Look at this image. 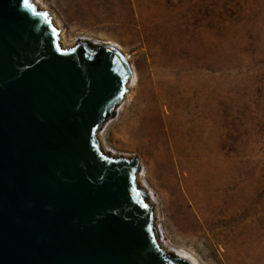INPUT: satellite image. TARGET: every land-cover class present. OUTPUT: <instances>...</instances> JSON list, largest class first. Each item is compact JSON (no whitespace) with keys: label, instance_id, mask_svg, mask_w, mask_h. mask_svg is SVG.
I'll return each mask as SVG.
<instances>
[{"label":"rangeland","instance_id":"1","mask_svg":"<svg viewBox=\"0 0 264 264\" xmlns=\"http://www.w3.org/2000/svg\"><path fill=\"white\" fill-rule=\"evenodd\" d=\"M40 1L69 39L115 42L137 69V95L127 91L98 139L139 158L170 252L184 248L202 264H264V0ZM158 75L178 119L193 116L178 125L180 158L162 153L163 163L123 134L153 103Z\"/></svg>","mask_w":264,"mask_h":264},{"label":"water","instance_id":"2","mask_svg":"<svg viewBox=\"0 0 264 264\" xmlns=\"http://www.w3.org/2000/svg\"><path fill=\"white\" fill-rule=\"evenodd\" d=\"M0 0V264H191L160 247L138 157L98 133L127 92L122 53Z\"/></svg>","mask_w":264,"mask_h":264},{"label":"bare ground","instance_id":"3","mask_svg":"<svg viewBox=\"0 0 264 264\" xmlns=\"http://www.w3.org/2000/svg\"><path fill=\"white\" fill-rule=\"evenodd\" d=\"M32 2L41 11H45L47 9L45 6L41 5L42 1H40V0H32ZM51 20H52V24L57 29H61V31H60V42H61V44L66 48H73L74 46H76L78 43L77 40L75 38L69 39L67 37L64 30H62V28H63L62 22L58 19L56 14L52 15ZM80 39L90 40L91 43L94 44L93 46H95L96 44H104V45H109V46L119 50L122 53V55L124 56L125 60L129 64L130 69H131V76L128 79L127 84H126L127 91L128 90L131 91L132 95H137L136 93L138 91V86H139V73H138L137 69L135 68V66L132 64L130 57H128L127 54L121 50V48L119 47L118 44H116L115 42H112V41L101 42L99 39L91 40V39H88L87 37H83ZM155 73L157 75L158 70L155 71ZM160 78L161 77H159V75L157 76V78H154L153 91H150V93H148L149 94L148 98L150 99L151 102L153 101V103H149V101H148L146 103V105L138 111L136 117L133 120L126 122V124L124 123L125 126H124V130H123V132H124L123 134L126 137H128V139H130V142L132 141L133 147L140 149L141 154L143 152L142 148L147 147V148H149V150L152 153L155 152V154H157L159 156L160 163H163V159L161 158L163 156L162 153H164L165 158L167 160L171 156H173L175 158H177V157L180 158V154H182L183 149L181 147H178L175 144V140L179 134L178 125L188 123L185 125V127L189 126V122L193 121V116H191V115L189 117L183 116V117L178 119V115H176L175 111L170 108V103L167 101V98L162 95V93H161L162 91L159 90V88H158L159 84H157V81H161ZM126 93L124 94L123 99L127 98V101H128L129 96L126 95ZM131 94H130V96H131ZM129 99H130V97H129ZM155 99H159V100L155 101ZM162 104H163V108H164L163 113H161L160 109H159V107H161ZM191 125H194L192 128L194 129L195 136L200 138L202 136V129H201L200 124L197 122V123L191 124ZM182 131L184 133V131H186V128H183ZM97 136L99 137L100 135L98 134ZM104 141L101 140L102 143L100 144L101 148L104 152L110 153L111 155L117 156V157L129 156L128 153H125V154L118 153V151H116V149H117L116 147H113V148L109 147L110 145L107 143H106L107 144L106 145L105 144L106 141L105 142ZM182 164H183V162H182ZM143 175L144 174H142V173L140 174L138 172V175H137L138 183H141ZM141 185H142V183H141ZM141 187H144V185H142ZM150 202H152L151 203L152 206L156 205V202L153 200V198ZM153 209H154V207H153ZM156 213L157 212L155 210L154 211V214H155L154 220L157 219ZM159 244H160V247H162L163 250L167 253H174L175 252L178 256L188 260L191 264H202L201 261L194 254H192L190 251H188L184 248H180L178 250H175L174 252H170V251H173V249L172 250H171V248L168 249L167 245L164 244V242H162L160 237H159Z\"/></svg>","mask_w":264,"mask_h":264},{"label":"snow or ice","instance_id":"4","mask_svg":"<svg viewBox=\"0 0 264 264\" xmlns=\"http://www.w3.org/2000/svg\"><path fill=\"white\" fill-rule=\"evenodd\" d=\"M25 8H33V5L30 3V0H23Z\"/></svg>","mask_w":264,"mask_h":264}]
</instances>
